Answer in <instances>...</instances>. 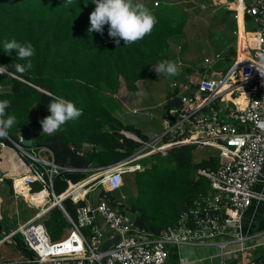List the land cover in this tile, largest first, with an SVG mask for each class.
Segmentation results:
<instances>
[{"label": "trees", "instance_id": "obj_1", "mask_svg": "<svg viewBox=\"0 0 264 264\" xmlns=\"http://www.w3.org/2000/svg\"><path fill=\"white\" fill-rule=\"evenodd\" d=\"M155 7L151 11L157 23L152 32L136 43L124 45L121 40L117 45L109 37L107 25L103 34L88 32L89 17L95 9L92 0H72L71 4L65 0H0V66H6L13 74L0 75V101H10L6 112L16 117V123L6 137L0 138V143L12 147L9 138L17 140V133L28 122L40 124L51 114L48 104L54 95L82 110L79 118L61 125L54 134L41 131L34 135V145L51 151H43L45 157L53 158L59 166L75 169L62 171L53 178L56 194L65 189L66 179L81 181L92 173L85 169L106 167L132 157L139 150L141 144L120 133V129H107L112 122L149 141L133 125L122 126L110 105L121 79L127 90L134 91L137 81L152 76V67L167 60L171 38L181 34L186 26L188 17L184 11L166 3ZM13 39L20 43L30 41L35 48L30 58L32 68L23 74L16 72L15 64L27 61L19 60L16 50L4 51L5 42ZM178 103V98L169 99L165 111ZM165 115L169 117L168 112ZM165 141L163 138L159 144ZM85 144L91 148L84 149ZM195 148L192 144H182L169 148L165 155L151 153L134 161L142 169L132 172L136 194L127 198L133 225L158 235L176 227L185 213L191 217L189 211L196 209L198 203L203 204L210 192V182L196 175V171L216 169L219 158L212 152L195 162ZM7 180L11 183V179ZM123 186L124 179L119 189ZM41 188L38 183L32 185L33 192ZM115 191L109 195L118 200ZM23 192L25 196L32 195L27 187ZM82 204L80 201L79 205ZM63 205L76 217L75 204L66 199ZM46 214L43 223L50 237L56 240L54 229H62L67 222L57 207ZM17 243L21 249L20 241Z\"/></svg>", "mask_w": 264, "mask_h": 264}, {"label": "built area", "instance_id": "obj_2", "mask_svg": "<svg viewBox=\"0 0 264 264\" xmlns=\"http://www.w3.org/2000/svg\"><path fill=\"white\" fill-rule=\"evenodd\" d=\"M236 1L252 26L245 42L247 57L235 62L218 79H201L188 96L176 90L172 99L178 98L179 103L168 110L169 121L164 132L153 141L138 139L141 147L136 158L182 144L216 150L218 167L196 171L210 182V192L203 204L198 203L196 209L189 211L191 217L185 213L176 227L158 235L136 227L126 206V196L122 194L115 200L109 195L122 186L124 174L140 169V164H134V160L85 169L92 172L87 178L77 182L66 179L65 189L56 194L53 178L62 171L75 169L59 166L53 158L44 156L43 151L50 150L34 145L33 140L34 135L42 131V125L30 121L17 133V140L9 138L24 158V171L11 178V188L15 197L26 198L24 187L31 194L46 191V195L41 206L28 201L39 207L37 212L0 240L18 245L15 237L20 234L24 254L17 261L19 264H169V245L213 244L219 235L231 229L238 233L234 251L243 252L247 248L243 244L245 237L240 234L242 218L253 201H264V193L253 188L256 183L264 184V0ZM215 3L212 0L209 5ZM153 4L158 6L159 1ZM200 6L205 7L204 4ZM204 61L210 62L207 58ZM226 91L243 101L232 103L220 114L201 111ZM163 138L166 139L164 143H155ZM164 145L168 147L163 148ZM17 179L21 180V185ZM34 183L40 184L41 190L33 192ZM99 185L103 192L98 191L93 202L90 193ZM79 190L84 193L80 195ZM66 199L77 206L74 218L63 205ZM51 206H57L71 226L63 238L56 240L50 237L43 221H39ZM114 235H119V241L102 252V244ZM217 244L223 257L228 253L225 249L228 242ZM258 262L262 264L261 260ZM240 264L250 263L241 261Z\"/></svg>", "mask_w": 264, "mask_h": 264}, {"label": "rangeland", "instance_id": "obj_3", "mask_svg": "<svg viewBox=\"0 0 264 264\" xmlns=\"http://www.w3.org/2000/svg\"><path fill=\"white\" fill-rule=\"evenodd\" d=\"M186 1L188 0H170L171 3L175 4L174 7L177 11L179 9H182L180 11H184L188 17L183 32L181 34L173 36V38L170 40L171 43L169 44L170 50H167V60L175 61L179 65H182L179 74L176 76H168L166 74L158 75L154 69V67L157 66L156 64L152 67V70L154 72L150 78L137 81L139 83L138 89L136 83V89L134 91L127 90L124 81L121 79L118 92L115 93L113 96H111L113 102L111 103L110 106L114 110L113 114L115 118L122 123V126L133 125L149 141H153L156 136H159L164 132L166 123L169 120L168 117L165 116L164 105L168 101L167 99L168 96H170L175 91V88L172 87V83L175 82L178 85H181L182 83H185L187 81L185 79V74H186L185 70L188 67V65L191 66L192 68H197V67L199 68L201 66H204L203 64L204 56L214 57V53L215 51L219 50V47H217L216 44L212 43V40L226 39V41L229 40L231 43L233 44L235 43V36L232 32L235 29V20L232 16L233 13H229V17L227 16L228 20L225 21L224 24L222 23L221 25H218L220 22L217 19V17L215 18L213 11H219V13H222L223 11H220L221 9L220 7L219 8L216 7L214 10L212 8H208V10H200L196 8L193 4L196 3V1H191L192 4L190 3L187 5H186ZM199 1H204L206 3L209 2V0H199ZM246 2L247 0H245V3ZM161 4L163 3L159 2V5L157 7H159ZM152 6L150 9L154 10L156 7L154 6L153 3ZM185 6L186 8L184 9ZM210 41L212 44H209ZM173 49L174 51H171ZM221 66L222 64L216 65L214 69L216 70L220 69ZM191 71L189 72L188 75L196 74L195 72L196 70L192 69ZM198 72L199 74H201L200 71ZM7 73L9 75H13L10 71L9 72L7 71ZM139 93H143V94L141 95ZM107 129L109 130L120 129V133H122L126 137L132 138L137 142L138 139H141L138 135L129 132L122 127H119L117 122H112L110 126L107 127ZM161 142L162 140H158L155 143L159 144ZM1 148L4 147L0 145V150ZM90 148L91 145L89 144L84 145V149H90ZM167 150H156L154 153H160L161 155H165ZM7 151L10 152L9 162L13 164L11 170L8 173L9 175L17 176L24 171V168L22 167L24 158L21 157L20 151L14 146L12 147L6 146L2 150L1 155L2 156L7 155ZM211 151L214 152L213 150H209L207 148L196 147L193 154L194 159L198 161L202 157H205L207 153H210ZM136 157H138V154L135 152L132 155V157H129L124 160L136 161L137 159H140ZM18 165L20 166L19 168L16 167ZM141 169L142 166L140 165V169L137 170H141ZM132 172L133 171H129L123 175L124 186L121 189L113 192L116 198H120L122 193H124V195L126 196V200H125L126 205H128L127 198H133L136 194L135 183ZM8 184L9 182L7 181V183L5 182L4 185L7 186ZM101 188L102 186L99 185L96 187L95 191L90 193L93 202L96 201L97 192L100 191ZM45 195L46 194L44 192V194L42 193L38 196H30V197L28 196V201H30L32 204H36L37 206H41L45 201L44 198ZM13 196L12 197L7 196L10 202H12L11 211L14 214L13 220H11L12 224L10 225L9 228H7V232L9 230L16 228L20 223L24 222L26 219L31 217L39 209V207H36L32 204L28 205V202L22 197L17 199ZM53 207H57V206H53ZM15 213L16 214L18 213V215H15ZM47 215L48 214H45L43 217L39 219V221H44ZM70 228L71 226L68 222L66 223V226H64L62 229L55 228L54 230H57L56 239L63 238L70 230ZM15 238L20 241L21 240L20 234H18ZM9 243L10 242H7V245H9ZM230 248L231 246L227 247V249ZM249 249H247L245 253H247ZM252 249L254 250L253 253L254 256L257 254V256L260 255L261 258L264 257V245ZM233 257H234L233 254L225 255L224 256L225 264H230V261L232 260ZM7 258H9L7 260V264H19L17 262L19 261V259H16V257L7 256ZM218 262H219V258L217 259L216 264H218Z\"/></svg>", "mask_w": 264, "mask_h": 264}, {"label": "crops", "instance_id": "obj_4", "mask_svg": "<svg viewBox=\"0 0 264 264\" xmlns=\"http://www.w3.org/2000/svg\"><path fill=\"white\" fill-rule=\"evenodd\" d=\"M154 1L166 3V4H169V6L175 5L171 3L170 0H165V1L139 0V2L145 4L149 9L151 8L152 3ZM191 1L193 0L186 1V5L190 4ZM194 1H196V3H193L194 6L200 10H208V8H212L214 10L216 7L218 8L220 7L221 8L220 11H223L222 13H219V11H213L215 18L217 17V19L220 22L218 25H221L222 23L224 24L225 21L228 20L227 16L229 17V13H233L232 16L235 20V29L232 32L235 36V43L233 44L229 40L226 41V39L212 40V43L216 44L217 47H219V50L215 51L214 57L204 56V59L207 58L210 60V62L206 63L203 59L204 66H201L199 68L198 67L192 68L191 66L188 65V67L185 70V73H186L185 79L187 81L185 83H182L181 85H178L177 83L173 82L172 87L175 88V91L170 96H168L167 98L168 100L169 99L172 100L173 96L175 95L176 90H180L183 95H186V96L190 95L191 92L195 91V87H197V84L201 79H218L222 74H225L235 62L239 61L242 58H246L248 54V50L246 49V45H245L246 51L244 52L242 57H240L239 55L238 16L240 12H241L240 15L242 19V30L245 36L244 44L246 42V36L248 35L247 32L249 29H252V26L249 25V21H250L249 17H247L246 15L243 16L242 11L239 7L238 1L236 0H227V1L214 0L216 3L211 6L209 4L212 0H209L208 3L204 1H199V0H194ZM200 4H204L205 7L202 8ZM185 8L186 6L184 7V9ZM152 9H153V6H152ZM179 10H182V9H179ZM170 43L171 42H169V44ZM212 43L211 41L209 42V44H212ZM167 50H170V46ZM171 51H174V49ZM166 55H167V51H166ZM219 64H222L220 69H217V70L214 69L215 66ZM192 69L196 70L195 71L196 74L188 75ZM198 71H200L201 74H199ZM138 88H139V83L137 82V89ZM227 94H229L228 91L222 93L219 97L213 99L210 105L204 106L201 109V111H204L207 113H211L215 111L216 113L220 114L223 111H225L227 107L230 108L232 106V103L238 102L237 99H240L241 102L243 101L241 97L236 96L233 98V96H231L230 94H229L230 98L228 99L226 97ZM203 95L201 94V96ZM166 112L168 111H165L164 113ZM3 147L5 148L6 146H3ZM4 148H1L0 155ZM199 148H206V147H199ZM207 149L213 150L214 152L217 153V151L212 148H207ZM210 153H212V151ZM9 157H10L9 151H7V155L0 156V183H1L0 184V240L5 234H7V228H9L10 225L12 224L11 220H13V217H14V214L11 211L12 202H10V200L7 198V196L8 197L13 196L11 183H9L7 186L4 185L5 182L7 183L8 181L7 179H11L12 177H14L12 175H9L8 173L11 170V167L13 165L9 162ZM194 161L196 162L197 160L194 159ZM16 167L19 168L20 166L18 165ZM14 171H17V170H14ZM263 172H264V166H263ZM196 175H197V172H196ZM253 188L256 191H259V192L261 191L264 193V184L262 183H256L253 186ZM15 198L19 199L20 197H15ZM23 199H25L28 202V196H26V198H23ZM28 205H31V203L28 202ZM34 214L28 219L32 218ZM15 215H18V213L17 214L15 213ZM237 234L238 233L235 229L228 230L227 233L225 232L223 233L222 236H219L217 239H215V242L213 244L207 242V243L169 245L168 263L169 264H181V259L187 258L191 262V264H216L217 259L219 258L218 264H222V263L225 264L224 256L233 254L234 257L230 261V264H240L241 261L248 262L250 264H258L259 260H261L264 264V261H263L264 257L261 258L260 255L257 256V254L254 256L253 255L254 250L252 249V248L261 247L262 245H264V201H260V203L253 201L250 207L246 210L244 217L242 218L240 234L244 235L245 239H244L243 244L245 247H247L244 249L243 252L234 251L237 248V242L235 241ZM219 241L228 242V245L225 247L228 253L224 254L223 257L220 256V248L217 244V242ZM229 246H231V248L227 249V247ZM247 249H249V251L245 253ZM23 254H24L23 251L20 248H18L16 244L10 242L9 245H7V240L0 242V264H7V260L9 259L7 258V256L16 257V259H19L20 261L22 259Z\"/></svg>", "mask_w": 264, "mask_h": 264}, {"label": "clouds", "instance_id": "obj_5", "mask_svg": "<svg viewBox=\"0 0 264 264\" xmlns=\"http://www.w3.org/2000/svg\"><path fill=\"white\" fill-rule=\"evenodd\" d=\"M92 2L95 4V9L89 17L91 27L88 32L95 31L103 34L104 26L107 25L108 35L117 45L121 40L124 45L142 40L152 32L157 23L155 14L139 0H92ZM65 3L71 4L72 0H65ZM11 50H16L19 60L27 61L25 64H15L17 73L23 74L32 68L30 58L34 56L35 48L30 41L20 43L13 39L5 42L4 51ZM181 68L182 65L170 60L161 61L154 67L158 75L168 76L178 75ZM7 71L6 66H0V75ZM9 107L10 101H0V138L6 137L9 129L16 123V117L6 112ZM48 109L51 114L40 121L42 132L48 135L54 134L61 125L74 121L82 115V110L78 109L73 102L58 95L52 96ZM181 264H191V262L187 258H182Z\"/></svg>", "mask_w": 264, "mask_h": 264}, {"label": "bare ground", "instance_id": "obj_6", "mask_svg": "<svg viewBox=\"0 0 264 264\" xmlns=\"http://www.w3.org/2000/svg\"><path fill=\"white\" fill-rule=\"evenodd\" d=\"M241 12L239 13V16H238V24H239V55H240V57H242L243 56V54H244V52L246 51V49H245V44H244V34H243V30H242V19H241ZM228 99L230 98L229 97V94H227V96H226ZM237 101L239 102V103H241V100L240 99H237ZM166 147H168V145H164L163 146V148H166ZM16 182L17 183H21V180L20 179H17L16 180ZM105 183V182H104ZM21 185V184H20ZM44 192H46V191H42V192H39V193H36V194H32L31 196H38V195H40V194H42V193H44ZM79 193H80V195L82 194V193H84V191H82V190H79ZM31 194V193H30ZM52 207V206H51Z\"/></svg>", "mask_w": 264, "mask_h": 264}, {"label": "water", "instance_id": "obj_7", "mask_svg": "<svg viewBox=\"0 0 264 264\" xmlns=\"http://www.w3.org/2000/svg\"><path fill=\"white\" fill-rule=\"evenodd\" d=\"M120 237L119 235H114L110 238H108L105 243L102 244L100 250L102 252H105L107 250H109L110 248H112L118 241H119ZM102 263L104 262V258H102Z\"/></svg>", "mask_w": 264, "mask_h": 264}]
</instances>
